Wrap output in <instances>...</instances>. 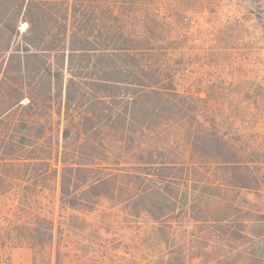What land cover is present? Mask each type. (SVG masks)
Instances as JSON below:
<instances>
[{
	"label": "rangeland",
	"instance_id": "rangeland-1",
	"mask_svg": "<svg viewBox=\"0 0 264 264\" xmlns=\"http://www.w3.org/2000/svg\"><path fill=\"white\" fill-rule=\"evenodd\" d=\"M57 1L46 8L70 27L72 1ZM86 12L153 48L139 53L162 67L145 72L148 91L171 81L179 98L153 112L150 93L125 117L95 104L92 121L112 122L83 135L53 96L36 118L39 160L17 161L0 188V264H264V0H96ZM143 161L168 163L155 172L168 181L138 176Z\"/></svg>",
	"mask_w": 264,
	"mask_h": 264
},
{
	"label": "trees",
	"instance_id": "trees-1",
	"mask_svg": "<svg viewBox=\"0 0 264 264\" xmlns=\"http://www.w3.org/2000/svg\"><path fill=\"white\" fill-rule=\"evenodd\" d=\"M71 1L74 8L69 27L68 17H61L57 23V13L46 8L47 4H56L57 0H0V22L8 14L10 20L0 26V99L7 93L0 100V188L8 181L7 169L13 168L17 161L26 157L35 165L39 160L37 147L44 138V129L36 123V118L49 106L53 96L62 100L63 118L77 122L83 135L112 122L111 115L92 121L90 110L95 104L111 111L114 108L117 114L125 117L133 115L137 102L140 109H146L147 104L141 99L150 93L155 94L157 101H162V108L156 110L154 107L153 112L164 110L165 105H171L179 98L171 81H168V87L163 85L159 91H148L150 79L145 72L153 66L160 74L162 67L157 61L154 65L145 63L139 53L148 49L150 53L153 48L136 47L132 39L123 37L122 30L115 31L110 26L104 27L103 23L91 22L86 9L96 0ZM14 5H17L18 15L9 11ZM21 8L24 10L22 20L27 27L20 33L21 43L11 47V38L19 35L18 30L14 31L13 23ZM164 89L172 95H167ZM18 111L21 119L15 118ZM62 158L65 164V158ZM139 164L141 167L138 165V168L142 169L138 176L151 180L156 177L162 183L167 180V176L159 177L162 175L155 172L167 170L168 163L143 161ZM80 165L74 163L73 168H63L66 172L61 180L63 197L67 195L68 181H72L71 173L83 169ZM68 202L75 206L74 200Z\"/></svg>",
	"mask_w": 264,
	"mask_h": 264
}]
</instances>
